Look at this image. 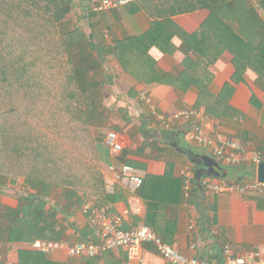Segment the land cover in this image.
<instances>
[{
	"label": "crops",
	"instance_id": "crops-1",
	"mask_svg": "<svg viewBox=\"0 0 264 264\" xmlns=\"http://www.w3.org/2000/svg\"><path fill=\"white\" fill-rule=\"evenodd\" d=\"M85 1L76 0L79 3H75L72 14L62 21L60 29L71 31L78 28L85 43L92 46L90 52L98 64L93 74L97 83L95 94L107 108L108 116L105 124L93 129L96 135L102 136L97 143V152L105 190L110 196L103 202L122 214L125 229L139 225L157 228L159 234L156 233L178 252L204 258L212 264L224 261L225 246L229 247L231 258L241 257L255 249L264 251V200L253 191L209 195L201 184L200 187L196 184L195 177L189 194L185 195L181 170L186 164L192 165L191 160L161 137L160 132L164 130L142 98L144 94L148 96L157 111L166 115L187 106L197 107L202 112L208 132H219L264 152V72L257 73L248 66L236 72L232 53L224 50L206 68L211 73V80L208 84L206 82L210 100L225 101L222 108L214 106L215 115L209 114L203 104H197L199 91L195 86L198 83L196 76H205L201 67H192L189 77L180 76L185 58L192 61L199 59L197 52L189 48L196 43L186 44L182 33L197 34L199 38L203 36L201 31L204 27L201 26L208 16V9L172 16V24L161 20L164 36L167 37L163 39L164 50L161 52L156 46H151L147 53L155 61V71L169 74L166 80L171 83H147L126 73L112 54V49L122 39L147 33L153 19L145 11H133L130 5L80 17L77 9L84 6L81 2ZM233 3L234 12L224 14V18L256 48L261 40L258 32L264 31V0H233ZM247 9H253L263 23L262 28L257 27L254 20H249ZM205 32H211L210 36H213L212 24L206 27ZM140 55L139 51L134 53L136 58ZM254 66L263 69L264 62H256ZM146 72L138 74L151 76L150 72L149 75L144 74ZM207 98L203 95V100ZM186 128V124L176 123L170 130L179 133L183 146L191 150L196 148L197 152L193 153L213 157L205 149L186 140ZM108 131L116 132L122 142V149L117 155L110 152L105 141ZM122 164L133 167L144 184L136 187L125 178H117L110 166L119 168ZM232 168L234 174L225 178H243L242 181L256 179L255 174L249 171H254V167L244 165ZM193 170L196 168L193 167ZM34 192L26 186L24 177L14 181L0 178V264H170L159 255L152 243L142 245L140 263L130 259L122 248L103 251L95 257H72L59 250L41 254L38 261L29 259L20 252H35L29 247L30 241L7 240L6 228L11 222V211L20 205L24 197ZM46 199L47 208L55 201L66 203L60 191L51 193ZM58 219L64 228L61 239L69 242L93 239L81 208L72 207L64 216L58 214Z\"/></svg>",
	"mask_w": 264,
	"mask_h": 264
},
{
	"label": "trees",
	"instance_id": "trees-1",
	"mask_svg": "<svg viewBox=\"0 0 264 264\" xmlns=\"http://www.w3.org/2000/svg\"><path fill=\"white\" fill-rule=\"evenodd\" d=\"M75 3L76 0H0V178L14 181L24 177L26 186L35 191L11 211L6 228V239L10 241L61 240L64 228L58 214L64 216L72 207L82 208L89 198L103 202L110 197L97 152L102 136L93 131L108 119L107 108L95 94L93 74L98 64L91 55L92 46L85 43L78 28L60 29ZM129 5L133 11H145L153 19L147 33L122 39L112 49L122 69L136 80L169 81V74L155 71V61L147 53L151 46L164 50L166 36L161 20L172 24V16L202 8L209 11L201 26L203 36L182 33L186 44H197L189 48L197 52L199 59L196 62L185 58L180 76L189 77L192 67H201L205 73L196 76L197 104H203L206 112L213 115L215 105L222 108L225 104L224 100H210L206 91V82L211 80L206 68L224 50L232 53L236 72L246 66L257 73L264 72V68L254 66L264 62V31L258 32L259 45L251 46L223 16L233 11V0H134ZM247 10L249 20L262 28L253 9ZM211 24L213 36L205 32ZM137 51L141 53L138 58L134 57ZM140 71L148 75L150 72L151 76H140ZM203 95L208 98L203 100ZM58 191L66 203L55 201L47 208L46 197ZM20 253L37 261L42 254Z\"/></svg>",
	"mask_w": 264,
	"mask_h": 264
},
{
	"label": "built area",
	"instance_id": "built-area-1",
	"mask_svg": "<svg viewBox=\"0 0 264 264\" xmlns=\"http://www.w3.org/2000/svg\"><path fill=\"white\" fill-rule=\"evenodd\" d=\"M134 0H87L84 4V13H99L108 9H121ZM142 98L148 103L153 117L163 130H170L176 123H184L187 128L184 132L186 140L192 145L201 147L209 152L223 167L232 168L246 165L256 167L264 161V152L246 146L245 144L228 138L219 132H208L202 120V112L194 106H187L166 115L157 111L155 104L145 94ZM105 141L110 152L117 155L122 149V142L114 131H108ZM117 178H125L136 187L141 186L143 179L136 170L128 164L119 168L110 166ZM183 191L189 194L194 181V170L191 164H186L181 170ZM200 184L209 195L222 192L245 193L253 191L264 200V182L256 179L250 181L229 180L219 177H202ZM82 213L91 228L93 239L90 241L69 242L66 240H52L35 238L29 242V247L42 254L54 251H64L68 256L95 257L103 251L122 248L130 259L142 261L141 249L145 243H152L159 255L170 264H212L206 259L197 256H186L178 252L173 246L165 242L152 228L139 225L134 228H124V218L121 213L113 209L112 205L97 198H89L81 208ZM1 215V213H0ZM194 248V245L192 246ZM224 261L221 264H264V251L251 250L238 258H231L229 247H224ZM1 259V254H0Z\"/></svg>",
	"mask_w": 264,
	"mask_h": 264
},
{
	"label": "water",
	"instance_id": "water-1",
	"mask_svg": "<svg viewBox=\"0 0 264 264\" xmlns=\"http://www.w3.org/2000/svg\"><path fill=\"white\" fill-rule=\"evenodd\" d=\"M161 137L168 141L176 151L184 154L191 160V163L196 170L194 171V177L196 184L200 187V180L202 177H219L225 178L229 170L226 167L221 166L215 158L202 154L198 155L192 152L190 148H186L180 143L178 138L179 133L173 130H164L160 132ZM197 167H200L197 169ZM255 178L258 182H264V161L258 163L255 167Z\"/></svg>",
	"mask_w": 264,
	"mask_h": 264
},
{
	"label": "rangeland",
	"instance_id": "rangeland-1",
	"mask_svg": "<svg viewBox=\"0 0 264 264\" xmlns=\"http://www.w3.org/2000/svg\"><path fill=\"white\" fill-rule=\"evenodd\" d=\"M77 1H78V0H77ZM79 1H81V0H79ZM82 2H83V1H82ZM82 2H81V4H85L86 1H85L84 3H82ZM78 3H79V2H76V4H78ZM75 6H76V5H75ZM77 10H79V14H81L80 17H81V16H86V14L84 13V6L79 7ZM80 10H81V11H80ZM71 12H72V11H71ZM71 12H70V14H72ZM77 13H78V12H77ZM84 20H86V19H84ZM193 151H194V152H197V149L194 148ZM228 170H229V173H228V177H229V176L232 175V172L234 171V169H233V168H230V169H228ZM251 173H254V174H255V170H254L253 172H251Z\"/></svg>",
	"mask_w": 264,
	"mask_h": 264
}]
</instances>
